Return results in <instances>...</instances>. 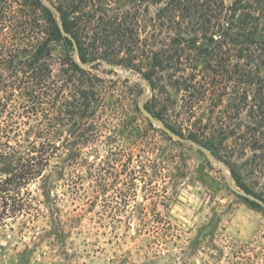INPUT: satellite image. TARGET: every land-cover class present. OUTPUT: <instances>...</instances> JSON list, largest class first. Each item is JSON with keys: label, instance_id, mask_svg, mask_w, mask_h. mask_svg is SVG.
I'll return each instance as SVG.
<instances>
[{"label": "trees", "instance_id": "trees-1", "mask_svg": "<svg viewBox=\"0 0 264 264\" xmlns=\"http://www.w3.org/2000/svg\"><path fill=\"white\" fill-rule=\"evenodd\" d=\"M112 1L0 0L2 220L25 215L33 221L40 201L28 186L51 169L52 160L75 158L99 137L93 116L106 107L105 81L91 70L99 59L135 68L160 106L146 110L178 140L205 148L209 138L230 140L239 158L264 165V0H146L158 6L157 29L144 37L135 10ZM59 43L66 54L55 74ZM157 151L156 176L165 161L160 146ZM134 152L128 147L111 153L114 161L125 159L124 182L132 193L152 164L135 165ZM231 173L250 193L232 168ZM151 194L159 202L165 198ZM121 197L128 203L130 195ZM115 212L108 213L111 222H121ZM138 217V231L156 241L167 237L171 226L160 214L141 211Z\"/></svg>", "mask_w": 264, "mask_h": 264}, {"label": "rangeland", "instance_id": "rangeland-1", "mask_svg": "<svg viewBox=\"0 0 264 264\" xmlns=\"http://www.w3.org/2000/svg\"><path fill=\"white\" fill-rule=\"evenodd\" d=\"M118 5L135 10L141 36L156 32L158 6L146 0L111 2ZM65 49L62 43L56 47L55 74ZM93 66L105 81L106 107L93 116L100 135L81 146L77 157L52 160L51 169L28 186L40 201L33 221L25 215L0 218V264H264V207L253 201L264 205V165L246 163L232 141L218 143V137L209 138L206 148L212 159L190 141L174 136L173 145L135 107L138 102L160 107L135 68L102 59ZM137 135L133 145L130 138ZM65 139L66 134L59 142ZM159 146L165 161L156 176ZM128 147L135 150V165L152 162L133 193L124 182L125 159L111 156ZM231 168L250 193L237 186ZM155 191L165 195L161 202L152 197ZM121 194L130 195L128 203ZM141 211L157 212L170 223L166 238L156 241L138 231ZM113 212L121 222H111Z\"/></svg>", "mask_w": 264, "mask_h": 264}, {"label": "water", "instance_id": "water-1", "mask_svg": "<svg viewBox=\"0 0 264 264\" xmlns=\"http://www.w3.org/2000/svg\"><path fill=\"white\" fill-rule=\"evenodd\" d=\"M59 28H60V31H61V33H62V35L63 36H67V34L64 32V30L62 29V27H61V24L59 23ZM69 39L72 41V38L71 37H69ZM137 108H138V110L152 123V124H154V125H156V126H159L164 132H166L167 133V135L168 136H170V137H174V135L172 134V132L168 129V128H166L165 126H162V125H160V123H159V121L158 120H156L155 118H154V116L148 111V110H146V108L144 107V105L142 104V103H140V102H138L137 103ZM190 144L192 145V146H195V147H197L203 154H205L209 159H212V156L210 155V153H209V151L204 147V146H202V145H196V143H194V142H190ZM244 197H247V195L246 194H244ZM253 201L254 202H256L257 204H259L260 206H263L264 207V205H263V203L260 201V200H258V199H256V198H254L253 199Z\"/></svg>", "mask_w": 264, "mask_h": 264}]
</instances>
